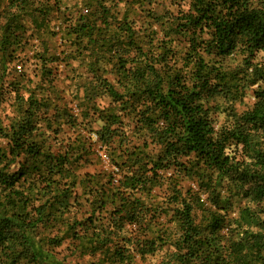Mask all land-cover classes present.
<instances>
[{"label":"trees","instance_id":"obj_1","mask_svg":"<svg viewBox=\"0 0 264 264\" xmlns=\"http://www.w3.org/2000/svg\"><path fill=\"white\" fill-rule=\"evenodd\" d=\"M260 52L264 0H0V264H264Z\"/></svg>","mask_w":264,"mask_h":264},{"label":"rangeland","instance_id":"obj_2","mask_svg":"<svg viewBox=\"0 0 264 264\" xmlns=\"http://www.w3.org/2000/svg\"><path fill=\"white\" fill-rule=\"evenodd\" d=\"M58 37H60V35ZM50 43H51V45L53 47H56L57 45H59L60 40H59V43H58L55 39H53V40L51 39L50 40ZM263 56H264V52H260L259 54H257L256 61L257 60L261 61ZM241 62H242V56L240 54H235L234 56H232L231 58H229L225 63H227L228 65H230V66H232L234 68V67L239 66L241 64ZM19 66H21V65H19ZM17 68H18V66H17ZM71 76H72V72H71ZM69 95L71 96L70 93L68 94V96ZM68 100L72 102V98H68ZM110 101H111V99L104 98L101 101L102 102V106L107 107V105H108V103ZM220 103L223 106V108H226L228 106V104L225 103L223 100H221ZM251 103H252V99L247 98L243 104L237 106V109L239 111H243V110L247 109L249 107L248 105L249 104L251 105ZM76 105L78 106V100L74 102V105L73 106H71V108H74V112L77 114L78 113V110H80V107L79 106L76 107ZM77 108H78V110H77ZM9 111H10V108H7V111L6 112H9ZM214 118L216 120L215 121L216 124L220 127V126H222L226 122L227 113L224 112V111H222V110H218L215 113ZM97 124L100 125V122H98ZM95 128H97V127L94 126V129ZM93 137H94V133H93ZM102 169H103L102 168V165H101V163L99 162V160L97 158V153L94 152V154L92 156H90L89 159H88L87 170L85 172H83V173L87 174L88 176L89 175H94V174H98L99 172H101ZM241 205H245V203L243 202ZM59 250L61 251V253H60V256L61 257H63L67 253V251L65 252V247H63V248H61ZM70 259L72 261V258H70Z\"/></svg>","mask_w":264,"mask_h":264},{"label":"built area","instance_id":"obj_3","mask_svg":"<svg viewBox=\"0 0 264 264\" xmlns=\"http://www.w3.org/2000/svg\"><path fill=\"white\" fill-rule=\"evenodd\" d=\"M100 157L105 168L110 166V159L105 151H100Z\"/></svg>","mask_w":264,"mask_h":264}]
</instances>
